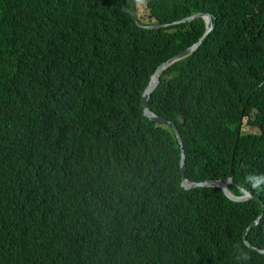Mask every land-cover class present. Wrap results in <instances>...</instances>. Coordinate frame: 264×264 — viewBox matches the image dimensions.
Masks as SVG:
<instances>
[{"label":"trees","instance_id":"obj_1","mask_svg":"<svg viewBox=\"0 0 264 264\" xmlns=\"http://www.w3.org/2000/svg\"><path fill=\"white\" fill-rule=\"evenodd\" d=\"M0 0V264H264V0ZM128 73V81L124 76ZM139 87H142L141 90ZM242 120L236 140L238 122ZM244 126L255 129L244 132ZM235 154L232 161V151Z\"/></svg>","mask_w":264,"mask_h":264},{"label":"water","instance_id":"obj_2","mask_svg":"<svg viewBox=\"0 0 264 264\" xmlns=\"http://www.w3.org/2000/svg\"><path fill=\"white\" fill-rule=\"evenodd\" d=\"M134 2H135V0H129L130 7H131V17H132L133 22L136 24V26H138L141 29L158 30L161 28H167L170 25H177V24H182V23H186V22H193V21L200 19V18L203 19L204 23H205L204 33L196 43H194L192 46L185 49L184 51L180 52L179 54L175 55L173 58H171L167 62L163 63L162 65H160L155 70V72L153 73V75L150 78V82L148 84L149 86L144 91L143 95L141 96V100H140V104L142 106V112H143L144 117H146L147 119L152 120L154 122H158L160 124L168 125L175 134V137H176L177 142L179 144V153H180L179 169H180V176H181V187L185 190H190L193 188H219L222 191V193L225 195V197L232 202L240 203V202H246L249 200H254V201L260 202L259 198L256 197L255 195H253L252 193H250L249 191L242 190L243 194L241 196H235L229 191L228 187H229V185H231L233 183V181H232V179H233L232 163L230 165L227 177L225 179L207 180V181H202V182H191V181H188L187 179H185V177H184L185 169H186L185 168V155H184L183 144H182V140H181V136L179 134V131L177 130V128L175 127L173 122H169L164 117L156 115L155 113H153L148 108V101H149L150 94H151L152 90L154 89V87L156 86V84L158 83V79H159L160 75L163 73V71L165 70V68H167L170 64L175 63L176 61H179V60L184 59V58L188 57L189 55H191L194 51H196L198 49L202 40L211 32V30L213 29L211 16L209 14H205V13H195V14H192V15L186 17V18H183L180 21L174 22L173 24H156V23H154L151 25H146V24L139 22L137 14L135 12ZM241 125H242V120H240L238 122L235 142H237L238 137L240 136ZM234 154H235V147L233 148V151H232V161L234 158ZM262 215H263V210L259 214V216L254 221H252L248 225V227L245 229V231L242 234V239H243V243L248 248L255 249L258 253H260L264 256V249L256 248L247 241L248 232L250 231V229L252 227L256 226L259 223L260 219L262 218Z\"/></svg>","mask_w":264,"mask_h":264},{"label":"clouds","instance_id":"obj_3","mask_svg":"<svg viewBox=\"0 0 264 264\" xmlns=\"http://www.w3.org/2000/svg\"><path fill=\"white\" fill-rule=\"evenodd\" d=\"M142 1V0H141ZM136 3H137V0H135V2H134V4H135V12H136V14H137V6H136ZM145 5V4H144ZM129 7H130V3H129ZM146 8V7H145ZM130 11H131V7H130ZM205 14H207V13H205ZM210 15V14H209ZM211 16V15H210ZM137 17H138V15H137ZM201 19V18H200ZM138 20H139V18H138ZM182 20V19H181ZM203 20V19H202ZM180 21V20H179ZM204 21V20H203ZM140 22V21H139ZM140 23H142V22H140ZM143 24H145V23H143ZM146 25H148V24H146ZM212 25H213V23H212ZM204 30H205V23H204ZM212 31V30H211ZM192 46V45H191ZM189 48V47H188ZM187 49V48H186ZM184 51V50H183ZM195 52V51H194ZM171 58H173V57H171ZM170 58V59H171ZM170 59H168V60H170ZM168 60H166L165 62H167ZM165 62H163V63H165ZM177 62V61H176ZM175 62V63H176ZM163 63H161L160 65H162ZM174 63H172V64H170L168 67H170L171 65H173ZM159 65V66H160ZM158 66V67H159ZM157 67V68H158ZM167 67V68H168ZM167 68H165V70L167 69ZM128 73L129 72H124V76H125V78H126V80L128 81ZM153 75V74H152ZM151 75V76H152ZM151 76L149 77V81H148V83H147V85L144 87V89L142 90V92H141V96L143 95V93H144V91L147 89V87L149 86L148 84H149V82H150V78H151ZM161 76V75H160ZM160 78V77H159ZM152 83V82H151ZM158 84H159V79H158V83L156 84V86L154 87V89L152 90V92H151V94H150V97H151V95H152V93H153V91L155 90V88L158 86ZM141 88L142 87H139V89L141 90ZM150 97H149V99H150ZM140 100H141V97H140ZM148 103H149V101H148ZM142 107V106H141ZM148 108H149V104H148ZM150 109V108H149ZM151 110V109H150ZM152 111V110H151ZM153 113H155L154 111H152ZM156 114V113H155ZM157 115V114H156ZM160 116V115H159ZM161 117H163V116H161ZM165 118V117H164ZM165 119H167V118H165ZM149 120V119H148ZM168 120V119H167ZM150 121H152V120H150ZM169 122H173L174 123V125H175V127L177 128V130H178V127H177V125L175 124V122L174 121H172V120H168ZM152 122H154V121H152ZM155 123H157V124H160V123H158V122H155ZM160 125H163V126H166V127H168L170 130H171V132H172V134L175 136V134H174V132L172 131V129L168 126V125H166V124H160ZM179 131V130H178ZM179 134H180V132H179ZM180 136H181V134H180ZM177 140V139H176ZM181 140H182V138H181ZM183 144V143H182ZM185 155V154H184ZM181 185V184H180ZM194 189V188H193ZM243 190V189H242ZM243 192V191H242ZM155 261H157L158 263H161V264H169V262L167 261V260H165V261H163V260H161V259H159V258H156V259H154Z\"/></svg>","mask_w":264,"mask_h":264},{"label":"rangeland","instance_id":"obj_4","mask_svg":"<svg viewBox=\"0 0 264 264\" xmlns=\"http://www.w3.org/2000/svg\"><path fill=\"white\" fill-rule=\"evenodd\" d=\"M136 6H137L138 18H141L142 21L148 22L149 13L147 9L145 8L144 3L141 0H137ZM242 130L247 133L255 131V129L248 127V126H244Z\"/></svg>","mask_w":264,"mask_h":264}]
</instances>
